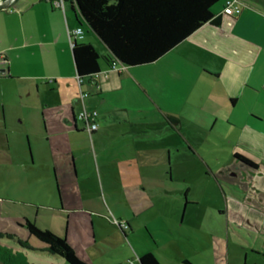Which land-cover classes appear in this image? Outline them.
I'll use <instances>...</instances> for the list:
<instances>
[{
    "label": "crops",
    "instance_id": "0c3cea01",
    "mask_svg": "<svg viewBox=\"0 0 264 264\" xmlns=\"http://www.w3.org/2000/svg\"><path fill=\"white\" fill-rule=\"evenodd\" d=\"M225 3L213 9L220 24L207 22L155 62L128 67L111 61L108 46L84 21L75 0H64V7L56 0H12L0 7V51L6 59L0 65V164L11 170L13 147L23 146L19 158L27 148L30 159H22L24 166L47 170L44 188L60 191L52 217L49 207L29 202L36 215L12 214L24 233L27 219L45 227L43 217L57 221V230L47 228L66 236L87 263L142 264L141 257L152 252L161 264L168 263L161 253L174 258L173 264H189L187 259L197 264L181 237L202 247L200 242L188 233L175 236L166 221L170 198L183 196L178 205L184 216L188 212V226L201 234L210 229L216 261L264 264V0H239L241 11L234 15L224 12ZM77 27L83 32L75 40L91 43L101 54L93 80L77 73L70 35ZM182 46L192 53L183 57L195 59L200 51L213 60L203 66L209 70H201L208 86L199 96L173 90L153 69ZM170 70L181 76L185 67ZM84 91L89 95L83 100ZM30 96L31 107L41 111L38 156L24 127ZM83 104L98 111L93 132L80 116ZM96 169L104 172L115 206L132 204L133 216L109 215V200L86 183ZM95 201L102 204L92 206ZM158 202H165L160 214L166 224L136 221ZM13 218L3 216L0 207V221L11 225ZM143 226L148 232L142 234ZM46 247L36 248L48 252ZM18 249L29 259L28 249Z\"/></svg>",
    "mask_w": 264,
    "mask_h": 264
},
{
    "label": "trees",
    "instance_id": "16d2710c",
    "mask_svg": "<svg viewBox=\"0 0 264 264\" xmlns=\"http://www.w3.org/2000/svg\"><path fill=\"white\" fill-rule=\"evenodd\" d=\"M224 0H75L81 15L104 40L116 58L129 66L150 64L169 52L207 22L221 23L213 9ZM226 4V3H225ZM73 55L80 78L93 80L100 71L99 51L88 42L73 40ZM236 156L252 166L257 164L248 157ZM25 226L30 235L47 244L48 252L62 256L70 264H90L81 260L66 236L42 227L27 219ZM18 242V247L0 242L2 264H34L19 247L38 249L15 233L1 232ZM40 251H43L42 249ZM142 264H161L152 252L141 257ZM187 263L191 264L189 261Z\"/></svg>",
    "mask_w": 264,
    "mask_h": 264
},
{
    "label": "rangeland",
    "instance_id": "374dc122",
    "mask_svg": "<svg viewBox=\"0 0 264 264\" xmlns=\"http://www.w3.org/2000/svg\"><path fill=\"white\" fill-rule=\"evenodd\" d=\"M221 5L216 6L215 9H219ZM189 54H192L189 52L188 48L186 46H182L176 52L167 55L165 59H163L161 62H159L157 65L153 66V69H155L156 75L162 77L166 76L167 83L169 86L173 87V90L175 88L188 93L193 96H199L203 92V88H207V79H200V73L201 70H209L208 68L203 67L204 65H211L209 62V59L207 57V53L202 52H195L194 56L195 59H191L187 56ZM184 61V62H183ZM213 62V60L211 59ZM185 67V71L183 72L184 75L179 76L172 70L171 68L174 67V70H176V67L178 66ZM171 73V74H170ZM169 75V76H168ZM204 78V76L202 75ZM207 77V76H206ZM205 77V78H206ZM165 80V79H164ZM206 80V81H205ZM28 101V111H24L26 113L25 115V123L24 127L30 132L31 139L33 140V151L35 153V156L39 155V149L38 141L36 138V131L38 129L40 130L42 127V119L40 118L41 111L34 110L30 105L31 96L26 99ZM25 153H23V158H19V155H21L20 151H23V146L17 147L14 145L12 150V155L14 156L13 160V166L12 169H8V163L5 165V163L0 164V207L1 212L3 216H9L10 218H13L14 215L17 213L18 216H23V212L27 211L29 214L36 215V208L29 205V203H34L36 205H40L42 209H45L49 207L51 212H48L49 217H52L53 213V207L54 201L60 200V191L59 188L56 186L55 190H50L48 187H45L46 184L42 182V175L43 171L42 169H39V165L35 164L34 168L25 167L22 163V159H26V161H29V154L27 148H25ZM2 155V154H0ZM29 166V165H27ZM87 169L92 168V164L87 163ZM47 170L44 173V176L47 174ZM91 174V173H90ZM95 174V173H94ZM103 179V180H102ZM179 182V180L174 181V183ZM86 183L89 187L95 188L96 191L94 192V195H100L102 199L106 200V198L109 200L110 205H106L107 209L109 210V215L115 218H122L120 216H133L132 211V204L130 207L129 205H120L119 207L115 206V201H113L112 197L110 196V193L108 192V187L106 184V178L103 174L101 175L100 172L96 169V175H93V177H88L86 180ZM122 198H125L122 196ZM183 196H180V199L173 196L170 198L171 207H172V214L168 217H166V221L170 224H173V232L175 236H181L180 234H186L188 233L192 237L197 238V240L200 242L202 247H198L197 245H194L190 243L186 237H181V240L186 242L187 244V250H185L186 254L194 260L197 264H207L212 263L216 264H226L225 260L216 261V253L214 247H211V239L213 238L212 233L210 229L207 227L206 233L201 234L200 232L196 231V229H191L188 226L189 219H188V212L184 216V209H180L178 203H180ZM159 200V197L157 198ZM102 204L101 201H95L92 202V206H96L97 204ZM168 204V202H167ZM165 205V202H158V204L151 209L150 212H146L144 214H141L136 218L137 222H150L151 224H155L156 226L164 225L166 224L165 217L160 214V208ZM56 208V207H54ZM170 213V212H169ZM167 213V215L169 214ZM11 214V215H10ZM42 216L45 214L44 210L40 213ZM46 215V214H45ZM31 216V215H30ZM55 217H58V214L55 215ZM187 218V219H186ZM185 219V221H184ZM42 224H44L45 227L52 226L58 229V223L53 222V219H50L49 221L43 220V217H41ZM149 223V224H150ZM150 224V225H151ZM16 223V219L13 218L12 224L6 222V221H0V231L1 232H9V233H15L20 238L24 240H29V243L35 247L42 248V246H47V244L35 236L31 235L29 237L27 234H30L27 227H24V230L26 233H24L22 230L23 228L21 226H18ZM152 226V225H151ZM182 228V230L180 229ZM142 234L144 232H148L147 228L143 226L142 228ZM182 231V233H180ZM186 231V232H184ZM155 233L157 235H164L169 238H171L169 233H164L160 230H156ZM64 236V235H63ZM178 237V239H179ZM161 241V240H160ZM216 241V240H215ZM1 243L7 244L8 246H15L18 247V242H15V240H11L7 237H4L0 239ZM174 244V242L172 243ZM233 244V243H232ZM149 245L154 248V246L149 242ZM20 248V247H19ZM26 251V248H23ZM168 249V248H167ZM166 249V251H167ZM40 250V249H39ZM169 250V249H168ZM232 250H236V247L232 245ZM158 251V250H157ZM171 253H174V251H169ZM161 253V252H160ZM29 254V260L33 262L34 264H70L67 262L65 258L58 255H53L50 252L45 251H37L32 252L31 250H28ZM78 255V254H77ZM161 255L164 257L165 262H168L166 264H173V261L175 259H171L164 255V253H161ZM81 260L84 259L82 256H78ZM86 260V259H84ZM83 260V261H84ZM192 264H194L190 259H187ZM241 260H244V256H242ZM89 262V261H88ZM90 264H96L94 262H89ZM1 264V263H0ZM185 264V263H182ZM250 264H253L252 262Z\"/></svg>",
    "mask_w": 264,
    "mask_h": 264
},
{
    "label": "built area",
    "instance_id": "2783aa9c",
    "mask_svg": "<svg viewBox=\"0 0 264 264\" xmlns=\"http://www.w3.org/2000/svg\"><path fill=\"white\" fill-rule=\"evenodd\" d=\"M12 0H1L0 7L6 8ZM239 0H226V4L224 6V12L230 15L238 14L241 11L240 6L238 5ZM57 5L64 7V0H56ZM83 32L82 27H77L73 31H70V35L72 39H75L78 35ZM5 56L2 51H0V65L5 62ZM116 64V63H115ZM89 93L84 91L81 93V98L84 100L85 96H88ZM80 116L86 120L87 129L89 132H93L99 127V123L97 121L98 111L96 109H88L85 104H83V108L81 110ZM121 226L125 227V222L119 223Z\"/></svg>",
    "mask_w": 264,
    "mask_h": 264
},
{
    "label": "water",
    "instance_id": "95a60500",
    "mask_svg": "<svg viewBox=\"0 0 264 264\" xmlns=\"http://www.w3.org/2000/svg\"><path fill=\"white\" fill-rule=\"evenodd\" d=\"M83 17V16H82ZM84 21L88 24V22L85 20V18L83 17ZM89 25V24H88ZM89 27L91 28V26L89 25ZM92 29V28H91ZM93 30V29H92ZM94 31V30H93ZM95 32V31H94ZM96 33V32H95ZM97 34V33H96ZM98 35V34H97ZM98 37H100L98 35ZM103 42L104 40L102 38H100ZM105 43V42H104ZM106 44V43H105ZM107 45V44H106ZM109 48V47H108ZM110 50V49H109ZM110 52L112 53V51L110 50ZM114 56V55H113ZM116 60L118 61L119 64H121L123 67H128L129 65L124 64L121 60H119L118 58H116Z\"/></svg>",
    "mask_w": 264,
    "mask_h": 264
}]
</instances>
